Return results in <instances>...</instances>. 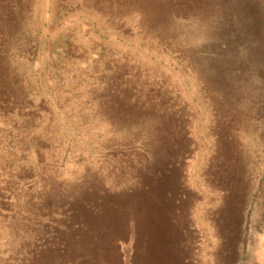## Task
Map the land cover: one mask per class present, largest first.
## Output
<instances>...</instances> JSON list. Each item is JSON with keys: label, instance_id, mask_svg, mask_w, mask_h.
Masks as SVG:
<instances>
[{"label": "rangeland", "instance_id": "obj_1", "mask_svg": "<svg viewBox=\"0 0 264 264\" xmlns=\"http://www.w3.org/2000/svg\"><path fill=\"white\" fill-rule=\"evenodd\" d=\"M0 264H264V0H0Z\"/></svg>", "mask_w": 264, "mask_h": 264}]
</instances>
